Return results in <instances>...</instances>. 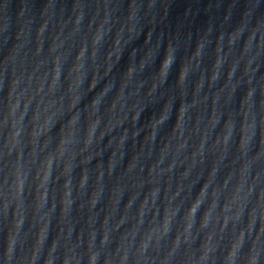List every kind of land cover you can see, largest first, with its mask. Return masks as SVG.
Masks as SVG:
<instances>
[{
	"label": "water",
	"instance_id": "95a60500",
	"mask_svg": "<svg viewBox=\"0 0 264 264\" xmlns=\"http://www.w3.org/2000/svg\"><path fill=\"white\" fill-rule=\"evenodd\" d=\"M0 264H264V0H0Z\"/></svg>",
	"mask_w": 264,
	"mask_h": 264
}]
</instances>
